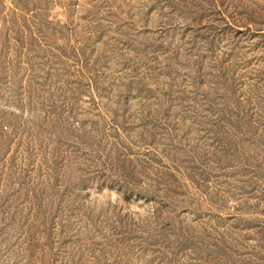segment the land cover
Segmentation results:
<instances>
[{"label": "rangeland", "instance_id": "374dc122", "mask_svg": "<svg viewBox=\"0 0 264 264\" xmlns=\"http://www.w3.org/2000/svg\"><path fill=\"white\" fill-rule=\"evenodd\" d=\"M0 264H264V0H0Z\"/></svg>", "mask_w": 264, "mask_h": 264}]
</instances>
